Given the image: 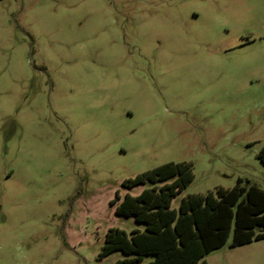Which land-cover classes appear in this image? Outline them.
<instances>
[{"label":"rangeland","instance_id":"obj_1","mask_svg":"<svg viewBox=\"0 0 264 264\" xmlns=\"http://www.w3.org/2000/svg\"><path fill=\"white\" fill-rule=\"evenodd\" d=\"M263 147L264 0L0 1V264H115L108 232L145 228L116 206L153 186L124 181L193 163L177 210L264 190ZM232 240L208 264H264Z\"/></svg>","mask_w":264,"mask_h":264},{"label":"trees","instance_id":"obj_2","mask_svg":"<svg viewBox=\"0 0 264 264\" xmlns=\"http://www.w3.org/2000/svg\"><path fill=\"white\" fill-rule=\"evenodd\" d=\"M258 157L264 164V147ZM194 179L193 163L169 162L124 181L123 186L130 189L153 184L137 196L126 194L118 205L119 192L111 201L117 205L116 214L134 217L145 228L130 235L111 229L100 259L121 251L127 258L115 264H208L206 256L226 246L232 233V248L264 240V231L256 232L257 227L264 230L263 189L248 187L239 178L233 188L188 195L174 209V199Z\"/></svg>","mask_w":264,"mask_h":264},{"label":"crops","instance_id":"obj_3","mask_svg":"<svg viewBox=\"0 0 264 264\" xmlns=\"http://www.w3.org/2000/svg\"><path fill=\"white\" fill-rule=\"evenodd\" d=\"M142 193V192H141Z\"/></svg>","mask_w":264,"mask_h":264}]
</instances>
